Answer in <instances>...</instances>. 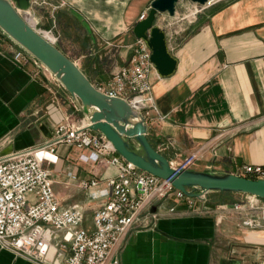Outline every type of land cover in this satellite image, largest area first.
Segmentation results:
<instances>
[{
    "label": "crops",
    "instance_id": "crops-1",
    "mask_svg": "<svg viewBox=\"0 0 264 264\" xmlns=\"http://www.w3.org/2000/svg\"><path fill=\"white\" fill-rule=\"evenodd\" d=\"M153 1L32 0V6L37 22L43 25V16L50 18L49 29L61 44L81 41L86 49L81 69L101 88L98 80L131 59L140 41L133 28ZM187 2L177 4L176 14ZM167 14H159L156 25L166 33L178 65L165 78L154 66L150 71L153 100L143 110L150 143L174 168L193 155L188 169L202 172L237 174L243 165L264 166V0L222 3L186 32H175L171 24L176 18ZM162 19L164 26L159 24ZM13 45L18 48L6 39L0 47V157L48 143L49 134L66 118L78 123L84 119L48 71L14 60ZM82 153L90 151L60 145L56 155H48L53 160L48 168L62 207L79 206L85 226L93 228V214L106 198L91 195L107 190L117 169L83 163ZM91 179L100 180L96 188H79L80 181ZM244 198L212 193L195 210L185 201L162 202L156 206V220L128 233L120 263L264 264V228L243 227V214L232 208ZM173 207L176 213L169 212ZM52 255L49 264H62ZM0 264L37 263L0 246Z\"/></svg>",
    "mask_w": 264,
    "mask_h": 264
},
{
    "label": "built area",
    "instance_id": "built-area-1",
    "mask_svg": "<svg viewBox=\"0 0 264 264\" xmlns=\"http://www.w3.org/2000/svg\"><path fill=\"white\" fill-rule=\"evenodd\" d=\"M187 3L193 18L214 5L213 0L203 5ZM146 16L143 13L140 20ZM4 37L0 32V47L6 41ZM12 51L20 65L33 62L45 69L20 48L13 45ZM150 57L148 46L139 41L129 62L113 74L106 87L97 88L110 97L126 99L143 112L153 100ZM60 145L89 150L88 155L82 153L79 157L83 163H104L117 169L107 181V190L90 194L93 199L106 198L93 214V228L85 226V213L79 206L62 207L54 189L55 182L48 168L53 160L48 155H56ZM194 159V155L188 158L180 169L189 168ZM236 175L264 180V166L243 165ZM69 177L77 179L72 174ZM99 183V179L84 180L79 182V188L89 192ZM207 197H187L170 180L142 171L124 160L103 135L88 129L85 119L78 123L66 118L54 128L48 143L0 157V246L37 264H49L52 253L62 264H121L119 251L126 236L135 226L146 227L147 220L158 218L152 212L154 207L176 199L195 210ZM244 197L232 205L243 214L242 226L252 230L264 228V199ZM169 212L176 213V209L170 208Z\"/></svg>",
    "mask_w": 264,
    "mask_h": 264
},
{
    "label": "water",
    "instance_id": "water-1",
    "mask_svg": "<svg viewBox=\"0 0 264 264\" xmlns=\"http://www.w3.org/2000/svg\"><path fill=\"white\" fill-rule=\"evenodd\" d=\"M207 0H154L148 15L133 28L135 37L151 51L150 61L162 77L172 76L178 61L168 49L166 33L156 25L159 14L176 15L177 4ZM32 0H0V32L41 64L70 95L88 129L103 135L127 162L156 177L170 180L187 197L202 199L212 193L252 195L264 199V180L232 173H210L174 168L150 143L147 119L126 99L100 91L78 64L25 17ZM52 134H49V138ZM156 213V207L152 209Z\"/></svg>",
    "mask_w": 264,
    "mask_h": 264
},
{
    "label": "rangeland",
    "instance_id": "rangeland-1",
    "mask_svg": "<svg viewBox=\"0 0 264 264\" xmlns=\"http://www.w3.org/2000/svg\"><path fill=\"white\" fill-rule=\"evenodd\" d=\"M213 1H214V5L203 9L201 12H199V14H196L195 18H193L194 16H191L189 14L190 12H189L188 6L181 7L179 12H178L179 14H176L174 16L176 19L171 24V26H173V28H175V32L179 33L183 29H184V31H182V32H186V30H187L186 28H188V27L192 26L193 24H195L198 21V19H199V17L201 15H204L205 13H207V11H209L210 9H213L214 7H216V6H218V5L222 4V3H227L228 1H232V0H213ZM183 5H186V4H183ZM149 10H150V8L148 10H146L147 11V15L149 13ZM176 13H177V11H176ZM24 15H25L26 19L29 21V23L32 26H34L37 30L46 33L47 37L50 38L52 41H54L55 44L57 46H59L64 52H66V54L70 58H72V60H74L75 62H78V64H80V65H78L80 68H81V66H84L83 65L84 58H81V55L85 53L86 49L82 46L81 41H77V42L71 41V42L64 43V45L61 44V42H60V40H59V38L57 36V33H55V31L52 32V30L50 31V29H49L50 28L49 27L50 18L47 15L43 16V21H44L45 24L43 23V25H42L41 23L37 22V20L35 19V15H34V6H32L30 12L25 13ZM159 24L164 26L167 23H166L165 20L162 19V20H159ZM45 28H47L48 31H47V29L45 30ZM111 51H112L111 54H114L115 51L113 49ZM112 59L114 60L115 58L113 57ZM113 60H109V62L111 63ZM110 66L111 65H109L108 68ZM113 67L111 66V68H113ZM112 75H110L108 78H106V79H104L102 81L98 80L97 84L99 86H101L102 88L106 87L107 84L109 83L110 79L112 78ZM89 218L90 219L92 218L91 215H90Z\"/></svg>",
    "mask_w": 264,
    "mask_h": 264
},
{
    "label": "trees",
    "instance_id": "trees-1",
    "mask_svg": "<svg viewBox=\"0 0 264 264\" xmlns=\"http://www.w3.org/2000/svg\"><path fill=\"white\" fill-rule=\"evenodd\" d=\"M224 194H229V193H224ZM230 194H232V193H230Z\"/></svg>",
    "mask_w": 264,
    "mask_h": 264
}]
</instances>
